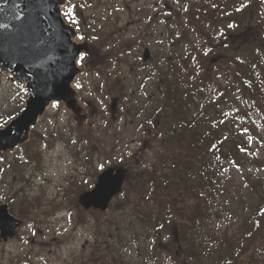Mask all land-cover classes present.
Masks as SVG:
<instances>
[{"label": "rangeland", "instance_id": "1", "mask_svg": "<svg viewBox=\"0 0 264 264\" xmlns=\"http://www.w3.org/2000/svg\"><path fill=\"white\" fill-rule=\"evenodd\" d=\"M237 1L241 10L233 2L224 8L223 0L68 1L63 11L74 6L71 24L102 57L79 56L84 72L73 82L95 110L79 127L51 103L29 140L0 159L2 199L24 219L14 239L0 240V264H264V108L240 92L232 61L249 59L244 46L264 25V0ZM259 72L264 78V65ZM168 89L189 109L188 119L199 116L201 132L215 126L209 135L217 142L208 149L218 184L212 198L199 184L198 212L188 194L176 205L178 196L158 179L174 153ZM118 93L112 119L109 104ZM25 97L0 74V125ZM108 166L122 171L121 191L105 211L82 208L78 194ZM187 226L176 242L173 227L179 235ZM192 239L197 258L185 252Z\"/></svg>", "mask_w": 264, "mask_h": 264}, {"label": "water", "instance_id": "2", "mask_svg": "<svg viewBox=\"0 0 264 264\" xmlns=\"http://www.w3.org/2000/svg\"><path fill=\"white\" fill-rule=\"evenodd\" d=\"M67 1L0 0V74L10 75L26 92L19 112L0 127V158L28 141L31 129L52 102L61 105L79 127L87 119V111L72 85L75 77L84 72L77 59L81 54L98 61L102 57L86 36L78 38L80 32L63 18ZM142 58H149L147 48ZM115 107L113 98L112 118ZM2 172L0 164V177ZM123 181L122 171L109 166L98 174L91 189L78 194L77 203L105 210L110 199L121 191ZM22 223L9 212L0 188V240L13 239ZM172 232L178 242L176 227Z\"/></svg>", "mask_w": 264, "mask_h": 264}, {"label": "trees", "instance_id": "3", "mask_svg": "<svg viewBox=\"0 0 264 264\" xmlns=\"http://www.w3.org/2000/svg\"><path fill=\"white\" fill-rule=\"evenodd\" d=\"M239 1L235 0V7L239 8ZM258 24V23H257ZM199 27V26H198ZM255 35L251 38L250 42L244 46V50L247 51V55L249 59H241L234 60L236 65V72L234 74V81L238 85L240 92L249 99L253 104H258V107L264 108V78L259 72L263 69L264 65V51H263V44H264V25L256 26ZM255 31V30H254ZM198 34H202L200 28H198ZM261 34V35H260ZM203 36H206L204 34ZM259 70V71H257ZM169 86V85H168ZM168 88V87H167ZM174 90L169 91L170 99V130L172 131V137L175 139L172 146V157H168L169 167L166 168L164 174L160 175L158 179L162 178V185L164 192H167L173 196H178L176 201V205L184 203L186 199V194H188V198L195 199V210H201L203 208V204L198 201L199 196L203 197L200 194L199 184L205 187V190L209 192L210 198H212L213 191L218 184L215 176L217 173L220 172L219 165L216 167L213 166L212 157L214 156V151L212 146L216 144L217 140L213 135H209L211 133H215L216 131L215 126L212 125L211 130L207 131H200V119L199 116H194L195 118H187V111L188 108L185 109L183 106L182 100L178 99L177 97L173 96ZM177 92V90H176ZM245 92V93H244ZM189 95V93H186ZM184 98V97H182ZM221 116V113H219ZM169 117V116H166ZM207 124H211L207 122ZM207 131V132H206ZM210 139V140H208ZM211 146L212 148L208 149ZM207 152L211 153L210 156H207ZM224 153L218 152L217 156L218 161L222 162L224 158ZM168 155V154H166ZM165 155V156H166ZM214 178V179H213ZM203 180V184L201 183ZM154 185L156 188H159L160 185L154 181ZM166 192V193H167ZM198 197V198H197ZM167 199V206L169 207L167 210L172 212L173 210V198L166 197ZM205 199V197L203 198ZM206 202V200H204ZM177 206L178 212H182V207ZM165 209V214L168 212ZM196 212L190 216V220L195 221L196 219ZM159 204H158V211L157 215L154 219V222L157 224L159 222ZM169 216L170 214L167 213ZM140 217L147 221L151 222L148 215H143L139 213ZM166 216V215H164ZM193 224V222H192ZM154 223L151 222V227L153 228ZM166 226V225H165ZM190 228V227H189ZM188 229V226L185 228L183 227L180 229L179 236L184 234L185 230ZM192 229H199L198 226H194ZM196 246H199L197 241L194 239L189 240L187 247H186V255L189 258H197V250Z\"/></svg>", "mask_w": 264, "mask_h": 264}, {"label": "flooded vegetation", "instance_id": "4", "mask_svg": "<svg viewBox=\"0 0 264 264\" xmlns=\"http://www.w3.org/2000/svg\"><path fill=\"white\" fill-rule=\"evenodd\" d=\"M232 2H233V5H232ZM235 0H223V7L224 8H226V9H230V7H231V5H232V7L236 10V7H235ZM214 7H217V6H214ZM237 10H241V9H237ZM262 23V22H261ZM119 47V46H118ZM118 56H119V50H118ZM119 79V78H118ZM114 97H116V109H117V107H118V104H119V93H118V95H116V96H114ZM87 105L86 106H89V105H91V103L89 102V101H86L85 102ZM90 108V107H89ZM88 110V112H90L92 109H87ZM109 110H110V108H109ZM117 111V110H116ZM110 114H111V110H110ZM86 122H87V120H86ZM95 183V182H94ZM94 185V184H93ZM93 185L90 187V188H92L93 187ZM89 188V189H90ZM89 189H87V190H89ZM114 197V196H113ZM112 197V198H113ZM112 198H111V200H110V202L112 201ZM110 204V203H109ZM109 204H108V206H107V208L106 209H108V207H109ZM81 206V205H80ZM82 207V206H81ZM83 208V207H82ZM84 209H87V210H98V211H101V210H99V209H95V208H92V207H90V208H84ZM105 211V210H104ZM23 219V218H22ZM24 220V219H23Z\"/></svg>", "mask_w": 264, "mask_h": 264}, {"label": "snow or ice", "instance_id": "5", "mask_svg": "<svg viewBox=\"0 0 264 264\" xmlns=\"http://www.w3.org/2000/svg\"><path fill=\"white\" fill-rule=\"evenodd\" d=\"M73 9H74L73 5H68V8L66 10H64L62 13L63 17L66 18L69 23H74V21L72 20V18L70 16V13ZM81 39H83V37H81ZM84 59H85L84 54H81L80 55V61H83ZM80 61H77V62H80ZM0 127H2V125H0Z\"/></svg>", "mask_w": 264, "mask_h": 264}]
</instances>
